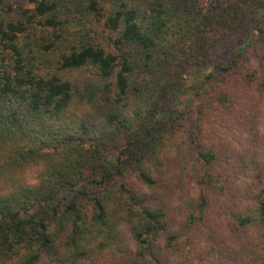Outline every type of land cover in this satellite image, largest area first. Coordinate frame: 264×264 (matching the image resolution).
<instances>
[{"label": "trees", "instance_id": "16d2710c", "mask_svg": "<svg viewBox=\"0 0 264 264\" xmlns=\"http://www.w3.org/2000/svg\"><path fill=\"white\" fill-rule=\"evenodd\" d=\"M23 1L0 264H264V0Z\"/></svg>", "mask_w": 264, "mask_h": 264}, {"label": "rangeland", "instance_id": "374dc122", "mask_svg": "<svg viewBox=\"0 0 264 264\" xmlns=\"http://www.w3.org/2000/svg\"><path fill=\"white\" fill-rule=\"evenodd\" d=\"M204 1H208V0H204ZM13 2L15 3V4H19V5H26L25 4V2L23 1V0H13ZM228 47H230V43H225V44H223L222 46H221V50L223 51V50H225L226 48H228ZM195 100L194 99H192V102H191V104L192 105H194L195 104ZM259 125H261V124H259ZM225 134H228V135H230V133H231V131L227 128H225ZM240 131H242V130H240ZM253 132H256V129L254 128L253 129ZM244 134H246L245 132H244ZM259 147H262L261 146V144L259 145ZM263 148H264V144H263ZM241 172V171H240ZM241 175V173H237V176H240Z\"/></svg>", "mask_w": 264, "mask_h": 264}]
</instances>
